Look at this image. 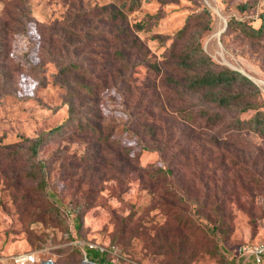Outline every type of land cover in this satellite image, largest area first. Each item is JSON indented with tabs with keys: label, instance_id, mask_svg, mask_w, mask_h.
I'll return each mask as SVG.
<instances>
[{
	"label": "rangeland",
	"instance_id": "374dc122",
	"mask_svg": "<svg viewBox=\"0 0 264 264\" xmlns=\"http://www.w3.org/2000/svg\"><path fill=\"white\" fill-rule=\"evenodd\" d=\"M124 1L0 0V264H16L14 255L24 251H35L33 264L49 257L57 264H241L238 245L264 234V138L234 129V139L214 144L211 134L230 130H191L173 108H196L200 97L172 102L176 95L147 62L175 61L171 50L204 31L203 49L245 70L264 107V37L233 25L220 31L230 18L257 26L264 0H139L132 9ZM111 7L125 17H111ZM124 25L141 42L128 59L115 52L127 51ZM69 61L96 70L105 61H115L116 70L122 61H140L125 70L129 85L116 71L117 80L75 107L100 132L78 131L68 120L60 77H74L59 68ZM96 72L87 77L98 81L103 73ZM137 113L156 125V140ZM64 121L36 156L27 154L28 138ZM159 142L162 148L153 146ZM230 155L246 169L233 166ZM37 159L44 162L42 187L39 175L23 174Z\"/></svg>",
	"mask_w": 264,
	"mask_h": 264
},
{
	"label": "trees",
	"instance_id": "16d2710c",
	"mask_svg": "<svg viewBox=\"0 0 264 264\" xmlns=\"http://www.w3.org/2000/svg\"><path fill=\"white\" fill-rule=\"evenodd\" d=\"M139 0H129L128 2H122L123 7L132 9L134 5L138 4ZM240 7L246 8L248 3L243 1L239 4ZM206 14L209 15V10L204 9ZM111 17L121 18L125 17V13L120 7H111L109 10ZM259 24L254 26L245 20H238L230 18L226 20L225 27L237 26L246 36L250 38H262L264 37V9L259 13ZM138 28L143 26L142 23H135ZM208 26L206 25L205 28ZM188 28V21L181 26L172 41L174 46L177 39H180ZM121 30L124 35L121 37L125 40L124 47L127 51L124 53L121 49H115V52L125 56L128 51L134 46H141V42L137 41V35L133 34L131 28L123 26ZM205 30V29H204ZM204 31L196 32L191 35L190 40L185 42L178 50L171 53L175 61H147L150 69L161 80V83L165 87H170L172 92L176 95L173 96L172 102H176L178 99L185 97L187 94H197L200 97L198 107H189V105H176L174 111L186 119L192 124L189 128L197 129H212L224 132L230 130V132L219 134H211L209 139L212 143L217 144L218 140L223 138L224 141L232 140L236 137L235 133L231 132L234 129H245L252 131L262 138H264V107L257 102L259 96L260 87L247 75L241 72L239 69L234 68L228 64L214 60L209 53H207L202 47V34ZM68 35V34H67ZM171 46L170 49L173 48ZM115 61L103 62L102 69H95V65L90 68H81V65L75 61H69L63 64L59 68L61 74L73 73L74 81L66 77H60L61 84L68 89L67 103H68V120H76V127L78 131H98L100 132L99 123L89 121L84 117L79 119L75 114V107L79 104L87 102V99L83 98L88 95V98L96 94L95 89L100 85L106 84L110 79L117 80L115 72L120 74V83L127 82L129 75H125L126 71L131 69L135 64L140 61H122L123 70L114 69ZM130 62V63H129ZM88 71H97L96 75L103 73L98 81L87 77ZM106 71L107 75L104 74ZM123 71V72H122ZM128 89V88H127ZM87 98V96H86ZM173 106V105H172ZM249 110H252L249 115H243ZM141 114V113H140ZM138 113L135 114V120L143 126V130L148 132L151 140H156L157 128L152 122L138 121ZM66 122L59 123L40 134L28 138V145L26 152L30 156H36L38 154L39 147L47 139L52 137L56 133L63 131V126ZM219 132V133H220ZM105 135L103 139H105ZM228 142V141H227ZM158 144L154 147L162 148ZM146 147V145H145ZM128 149L124 148L127 152ZM16 151H13L14 154ZM229 161L233 166L239 169H246L242 162L234 156H228ZM166 172H170L171 169L167 167L162 169ZM154 171H151L152 174ZM27 177H36L39 175L38 186L44 184V162L41 159H37L34 166L23 173ZM255 240V239H254ZM253 241V240H251ZM103 257H100V260Z\"/></svg>",
	"mask_w": 264,
	"mask_h": 264
},
{
	"label": "built area",
	"instance_id": "2783aa9c",
	"mask_svg": "<svg viewBox=\"0 0 264 264\" xmlns=\"http://www.w3.org/2000/svg\"><path fill=\"white\" fill-rule=\"evenodd\" d=\"M89 246L94 247L96 245L91 244ZM237 255L241 259V264H246L249 259H252L254 264H264V234L253 241L241 242L237 247ZM36 259L35 251H24L14 255L16 264H33Z\"/></svg>",
	"mask_w": 264,
	"mask_h": 264
},
{
	"label": "water",
	"instance_id": "95a60500",
	"mask_svg": "<svg viewBox=\"0 0 264 264\" xmlns=\"http://www.w3.org/2000/svg\"><path fill=\"white\" fill-rule=\"evenodd\" d=\"M225 24H226V20H224V26L222 27V29H221L220 31H222V30L224 29ZM232 67L237 68V67H235V66H232ZM237 69H239L241 72H243V73H244L245 75H247L249 78H251V76H250L245 70L240 69V68H237ZM251 79H252V78H251ZM39 264H57V263L53 260L52 257H49V258H47V259H41V262H40ZM78 264H107V263L96 262V261H92V260H87V259H85V260L81 261V262L78 263ZM110 264H112V263H110Z\"/></svg>",
	"mask_w": 264,
	"mask_h": 264
},
{
	"label": "crops",
	"instance_id": "0c3cea01",
	"mask_svg": "<svg viewBox=\"0 0 264 264\" xmlns=\"http://www.w3.org/2000/svg\"><path fill=\"white\" fill-rule=\"evenodd\" d=\"M247 264H254V263L252 262V259H249V261L247 262Z\"/></svg>",
	"mask_w": 264,
	"mask_h": 264
},
{
	"label": "bare ground",
	"instance_id": "6f19581e",
	"mask_svg": "<svg viewBox=\"0 0 264 264\" xmlns=\"http://www.w3.org/2000/svg\"><path fill=\"white\" fill-rule=\"evenodd\" d=\"M221 33V32H220ZM220 33H219V35H220ZM253 80V79H252ZM254 81V80H253ZM255 82V81H254Z\"/></svg>",
	"mask_w": 264,
	"mask_h": 264
}]
</instances>
